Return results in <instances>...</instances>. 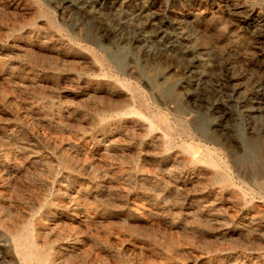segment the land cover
Segmentation results:
<instances>
[{
    "label": "rangeland",
    "instance_id": "rangeland-1",
    "mask_svg": "<svg viewBox=\"0 0 264 264\" xmlns=\"http://www.w3.org/2000/svg\"><path fill=\"white\" fill-rule=\"evenodd\" d=\"M26 237L264 264V0H0V264Z\"/></svg>",
    "mask_w": 264,
    "mask_h": 264
},
{
    "label": "bare ground",
    "instance_id": "bare-ground-1",
    "mask_svg": "<svg viewBox=\"0 0 264 264\" xmlns=\"http://www.w3.org/2000/svg\"><path fill=\"white\" fill-rule=\"evenodd\" d=\"M150 80H151V83H152V85L156 88V87H159L158 86V84L155 82V80H154V78L153 77H151L150 78ZM161 85V84H160ZM153 113V112H152ZM149 122V121H148ZM152 123V122H151ZM150 123V124H151ZM166 126H167V124H165ZM151 127V126H150ZM186 148V147H185ZM199 153H200V151H199ZM197 156H199V155H197ZM196 156V157H197ZM195 157V158H196ZM200 157V156H199ZM199 160H200V158H199ZM198 159H197V161H199ZM202 160V159H201ZM213 161V160H212ZM194 162V161H193ZM203 162V161H202ZM206 162V161H205ZM197 163V162H196ZM209 163V162H208ZM210 165H211V163H210ZM226 178V177H225ZM227 179H228V177H227ZM230 182V181H229ZM229 182H228V184H229ZM226 185V184H225ZM32 232V231H31ZM23 233V232H22ZM24 234V233H23ZM22 234V235H23ZM32 234V233H31ZM20 235V234H19ZM15 236V235H14ZM19 237V236H18ZM16 239V238H15ZM14 239V240H15ZM22 239V238H21ZM30 239L31 238H29V237H26L25 238V241H24V243H23V245H22V248H21V255L22 256H20L21 257V260L23 261V262H25L26 264H30V263H32V262H34V263H36V264H47V260L45 259V257L44 256H42V252H43V249H42V251H39V250H37L35 247H34V245L31 243V241H30ZM16 241V240H15ZM21 241V240H20ZM18 242V241H17ZM46 250V249H45ZM48 254H49V252H48ZM48 257V256H47ZM50 259V258H49ZM52 263H53V261H52Z\"/></svg>",
    "mask_w": 264,
    "mask_h": 264
}]
</instances>
